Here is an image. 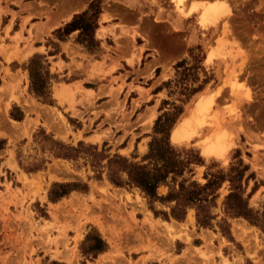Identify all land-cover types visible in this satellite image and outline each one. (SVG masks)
<instances>
[{
  "label": "rangeland",
  "instance_id": "obj_1",
  "mask_svg": "<svg viewBox=\"0 0 264 264\" xmlns=\"http://www.w3.org/2000/svg\"><path fill=\"white\" fill-rule=\"evenodd\" d=\"M214 1L220 5V11L213 22L201 23L200 12ZM160 2L182 15L193 13L189 22L202 28L200 42L185 61L190 69L173 70L168 82L162 84L163 92L156 95L160 100L153 97L157 101L156 113L153 110L141 115L143 104L132 100L119 105L115 94L110 92L114 102L104 105L97 101L99 93L84 91L77 83L73 88L63 83L80 77L77 73L57 76L52 72V77L50 72L48 102L33 96L25 69L33 54L22 58L29 50L26 46L22 53L17 49L20 40L27 42L28 39L22 37L23 26H19L16 16L23 8L32 9L34 0H0V264H73L74 261L77 264H119V259L134 264L132 255L125 254V259L118 250L100 256L97 253L94 257L83 254L82 250L92 243L91 239L84 240L87 233L91 236L98 233L104 241L90 222H96L104 234L111 227L120 238L138 230L134 219L138 210L154 217L155 224H147L158 231H155L156 238L165 239L161 245L167 252L164 256L171 257L170 264H264V234L243 219L226 218L229 222L227 236L217 227L221 218L218 207L211 208V212L217 214L212 227H197L193 210L189 208L182 220H175L169 216L172 203L154 201L148 204L137 188L110 184L103 168L105 159L100 162L101 167H95L87 154H78L75 159L51 155L55 145L50 140L71 146L80 141L83 146H95L107 155L118 153L140 160L147 150L156 116L172 110L174 105L179 106L181 112L171 129L184 120L190 128L206 125L204 138L222 130L231 133L235 147L230 161L240 158L248 163L254 179L248 181L246 192L253 181L257 183L248 204L262 209L264 0ZM5 40L14 41L15 45L9 46ZM45 43L46 51L57 49L49 37ZM183 74L185 80L181 79ZM184 82L191 87L202 86L186 101L180 94ZM198 96L206 102L212 99L201 115L196 112ZM163 100L166 103L161 104ZM9 113L14 116L21 113L22 118L16 120ZM193 142L198 139L194 138ZM212 164L215 168L221 166L216 162ZM203 170L204 166H195L193 178L202 182ZM52 182L85 184L86 190H72L52 202L47 198ZM166 189L158 186L157 194L164 195ZM226 190L223 184L217 204ZM69 240L73 241L72 248ZM35 244L37 247L33 248ZM59 244L62 249L58 251ZM151 244L154 246L155 241ZM50 245H54L53 249ZM175 253L180 254L175 256ZM24 254L34 257L33 261H24ZM142 264L163 263L153 259Z\"/></svg>",
  "mask_w": 264,
  "mask_h": 264
},
{
  "label": "crops",
  "instance_id": "obj_2",
  "mask_svg": "<svg viewBox=\"0 0 264 264\" xmlns=\"http://www.w3.org/2000/svg\"><path fill=\"white\" fill-rule=\"evenodd\" d=\"M90 1L34 0L32 9H21L16 17L19 26H23L22 37L28 40H20L17 49L22 53L26 46L29 50L22 58L38 54L45 60L49 73L53 72L57 76L80 74V77L63 83L72 85L71 88L77 83L84 91L99 93L97 101L104 105L114 102L111 92L115 94L119 105L133 100L136 104H143L141 115L153 110L156 113V103L160 100L156 95L163 92L162 84L172 75L174 63L186 59L187 50L199 44L202 28L189 22L193 13L185 16L170 11L161 0H101L93 31L98 46L96 51L90 52L75 41L77 29L61 38L54 32L74 14L84 10ZM48 37L54 41L56 50L46 51L48 46L45 41ZM4 42L12 47L15 45L11 40ZM134 219L138 230L134 234H123L120 238L111 227L104 234L96 222H90L98 229L106 244L105 249L98 253L99 256L118 250L125 259V254L132 255L131 262L134 264L153 259L170 264L171 257L164 256L167 252L161 245L163 238H156L157 230L148 226L149 223L155 224L154 217L138 210ZM151 233L150 238H147ZM152 241H155L154 246ZM68 242L72 248L73 241ZM36 247L37 244L33 245V248ZM49 247L53 249L54 245ZM56 248L61 250L62 244ZM23 258L26 262L34 259L27 254ZM73 264H77V261ZM119 264L127 262L119 259Z\"/></svg>",
  "mask_w": 264,
  "mask_h": 264
},
{
  "label": "trees",
  "instance_id": "obj_3",
  "mask_svg": "<svg viewBox=\"0 0 264 264\" xmlns=\"http://www.w3.org/2000/svg\"><path fill=\"white\" fill-rule=\"evenodd\" d=\"M101 0H91L87 7L79 13L74 14L71 19L61 28L55 29V33L61 38L62 35L77 29L75 41L82 45L87 51L97 50L98 43L93 37L96 27V18L100 11ZM194 47L187 50V58L190 57ZM186 58V59H187ZM186 59L174 63L173 68L189 70L185 66ZM201 59H199V62ZM25 69L28 72L29 91L42 102H48V80L50 74L43 57L33 54L29 57ZM185 74L181 79L185 80ZM183 80L181 82H183ZM168 82L165 81L164 84ZM166 86V85H165ZM202 86L191 87L185 82L180 94L183 100L201 89ZM166 103L165 100L161 102ZM181 108L172 106V110H165L157 115L153 121L152 133L147 142V150L140 160H132L118 153L104 154L103 150H96L95 146H83L78 142L76 146L64 145L59 141L50 140L55 149L51 150L54 157L75 159L78 154H87L92 166L101 167L100 162L105 159L103 168L107 181L114 186L135 187L146 198L147 203L154 201L172 203L169 207V216L175 220H182L186 210H193L194 223L197 227H212V220L217 214L211 212V208L218 207L221 218L217 221L220 233L229 234V222L226 218H241L249 225L258 228L264 234V205L262 209L249 206L248 199L257 188L253 181L250 190L246 192V186L250 179H254V172L249 171L248 163L237 158L230 161L226 168L213 167L212 163H205L194 151H176L169 145V130L174 123ZM16 120L22 118L9 113ZM45 136V135H44ZM1 148V146H0ZM204 166L202 173L203 181L193 178L194 167ZM225 184L226 193L222 195L220 202L219 189ZM165 186L164 195L157 194L158 186ZM72 190H86L85 184L72 182H52L48 192V200L54 202L67 195ZM163 214V212H161ZM91 239L92 243L82 250L83 254L102 252L106 244L98 233L92 236L86 234L84 240ZM53 264H59L53 262Z\"/></svg>",
  "mask_w": 264,
  "mask_h": 264
},
{
  "label": "clouds",
  "instance_id": "obj_4",
  "mask_svg": "<svg viewBox=\"0 0 264 264\" xmlns=\"http://www.w3.org/2000/svg\"><path fill=\"white\" fill-rule=\"evenodd\" d=\"M188 127L187 121H178L169 132V145L176 151L192 150L196 152L206 163L216 162L226 168L230 162L232 149L235 147L233 137L227 130L216 134H209L204 138V128ZM197 138L198 142H193Z\"/></svg>",
  "mask_w": 264,
  "mask_h": 264
},
{
  "label": "bare ground",
  "instance_id": "obj_5",
  "mask_svg": "<svg viewBox=\"0 0 264 264\" xmlns=\"http://www.w3.org/2000/svg\"><path fill=\"white\" fill-rule=\"evenodd\" d=\"M176 1V0H175ZM181 2V0H178V2L177 3H180ZM216 3V1H214V3L212 4H208V5H205V8L200 12L201 14H200V21H201V23H205V22H209V21H212L213 22V19L215 18V14H217V12L218 11H220V10H218V9H220L221 7H220V5H216L215 4ZM206 4V3H205ZM189 11H191V9L189 10ZM217 18V17H216ZM210 23V22H209ZM199 97V96H198ZM199 101H198V103L196 104V112L198 113V114H203L205 111H207V109L209 108V105L211 104V102H212V99H209L208 100V102H206V100L203 98V97H199V99H198ZM196 101V100H195ZM189 110V109H188ZM191 110V109H190ZM189 110V111H190ZM188 112V111H187ZM191 112V111H190ZM187 114V113H186ZM190 115H192V114H190ZM193 117H194V113H193ZM183 119H185V116H184V118ZM182 121V120H181ZM212 123V121L211 122H209V124H211ZM192 124V123H191ZM216 133H218V132H216ZM215 133V134H216Z\"/></svg>",
  "mask_w": 264,
  "mask_h": 264
}]
</instances>
